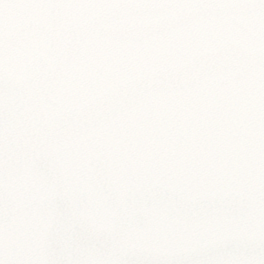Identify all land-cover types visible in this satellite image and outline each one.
Returning a JSON list of instances; mask_svg holds the SVG:
<instances>
[{
  "label": "snow or ice",
  "instance_id": "1",
  "mask_svg": "<svg viewBox=\"0 0 264 264\" xmlns=\"http://www.w3.org/2000/svg\"><path fill=\"white\" fill-rule=\"evenodd\" d=\"M0 264H264V0H0Z\"/></svg>",
  "mask_w": 264,
  "mask_h": 264
}]
</instances>
